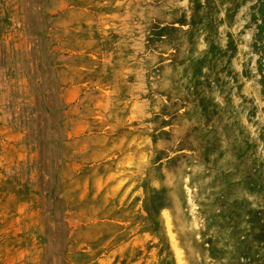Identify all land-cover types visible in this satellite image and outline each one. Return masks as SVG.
<instances>
[{"label": "rangeland", "instance_id": "rangeland-1", "mask_svg": "<svg viewBox=\"0 0 264 264\" xmlns=\"http://www.w3.org/2000/svg\"><path fill=\"white\" fill-rule=\"evenodd\" d=\"M0 264H264V0H0Z\"/></svg>", "mask_w": 264, "mask_h": 264}, {"label": "bare ground", "instance_id": "bare-ground-1", "mask_svg": "<svg viewBox=\"0 0 264 264\" xmlns=\"http://www.w3.org/2000/svg\"><path fill=\"white\" fill-rule=\"evenodd\" d=\"M179 2V1H178ZM196 39V38H195ZM214 113V112H213ZM174 154V153H173ZM169 158V157H168ZM194 205V204H193ZM140 213H141V211H140ZM170 242V241H169ZM203 249V248H202ZM193 251V250H192ZM193 254V253H192ZM187 255H189L188 254V251H187ZM192 255H190V257H191ZM194 257V256H193ZM183 259V258H182ZM194 259V258H193Z\"/></svg>", "mask_w": 264, "mask_h": 264}]
</instances>
